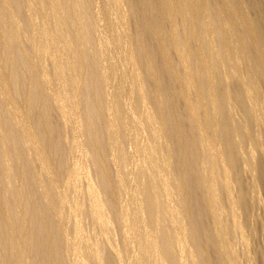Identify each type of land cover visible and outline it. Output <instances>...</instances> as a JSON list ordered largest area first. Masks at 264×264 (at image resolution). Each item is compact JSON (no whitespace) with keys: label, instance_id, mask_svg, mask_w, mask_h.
<instances>
[{"label":"bare ground","instance_id":"1","mask_svg":"<svg viewBox=\"0 0 264 264\" xmlns=\"http://www.w3.org/2000/svg\"><path fill=\"white\" fill-rule=\"evenodd\" d=\"M17 1L5 0V4L15 3L13 8L23 14ZM28 1L31 4L32 0ZM123 1L130 11L127 17L131 15L132 21L128 19L133 23V32L130 29V34L126 28L127 17ZM46 2L48 9L44 11H49L53 26L43 24V27H39L43 43L39 47L37 45L33 54L27 46L25 47L30 52H21L22 45L18 44V37H21L18 35L19 26L12 21L7 7H0V264H87V258L92 260L91 264H122L123 260H120L119 255L122 249L117 250L118 246L115 248L111 244H115V241H111L112 237H109L110 241L108 239L112 217L120 225L119 228L122 226L121 238H124L125 245L130 246L134 264H162L164 259L165 262L166 259L171 262L174 258L170 253L174 250L170 252L169 247L172 246H169V242L173 243L174 240H167L169 236L165 233L164 239L157 242L155 236L147 230V223L155 219L157 203L158 210L160 209L161 203L157 201L160 193L167 200L166 210L173 215L171 216L179 213L175 209L177 205H172L170 200L172 189L169 181L161 176L162 184L161 181L159 184L162 188L158 190L153 182L151 185L146 182L148 186L143 187L141 184L144 183L139 179L146 165L150 168L156 166L153 154L158 145L154 149L150 140L152 138L153 141L157 135L155 121H158L171 142L169 147L172 146V153L168 158L171 151L168 155L165 154V161L167 166L172 167L173 191L175 190L181 204L179 206H182L181 213L184 211L183 217L188 219L190 237L187 240L192 239V244H195L201 264H238L235 259L236 251L231 241L229 242L227 226L237 209L242 213L247 212L250 205L248 191L240 178L238 163L241 156L233 136L238 134L246 139L248 130L243 125L242 128L232 126L227 108L229 99L243 108L245 99L248 95L251 97L252 90L236 75H232V79L236 80L225 89L222 78L217 74L213 76L208 63L212 49L215 48L218 53L223 52L225 41L222 31L230 29L234 22L243 24L245 32L255 42L252 55L256 61L264 63L263 4L259 0H250L254 12L252 17L246 16L242 10L228 11L224 22H220L223 0H97L98 10L95 12L92 8L95 9L96 4L92 6V0ZM189 20H193L191 28L186 26ZM95 28L100 29L96 31H101L99 34L103 33V37L99 36L101 39L97 41H93L91 37V46L88 41ZM37 55L47 56V61L49 58L52 65L50 69L54 70L57 80H60L61 89H52L47 93L42 91V84L37 85L32 77H29L28 84L26 82L29 80L25 82L22 68L27 65L29 68L33 60L36 63L34 57ZM49 65L48 67L51 66ZM178 65L181 69L180 76ZM141 70L148 83L145 92L147 85L144 84L143 88L141 82L146 79L141 74L140 82ZM210 76L216 82L210 83ZM191 77H200L198 84L192 83ZM40 79L49 84L45 74ZM190 95L193 99L188 101ZM202 99L205 101L204 109ZM146 100L152 105V112L147 109L146 114H143L147 125L143 124L148 126L146 129L150 132L148 140L143 133L146 131L142 129L143 120L140 123V116L137 115L136 118L134 114L137 112L133 113L138 106L136 103L144 105ZM54 106L59 114L57 117L67 125L68 122L72 124L71 133L74 131L78 135L82 122V131L86 134V141L84 139V142H80L83 139L81 135L80 141H73V148L67 146L68 143L66 145L69 147L68 151L76 149L73 155L78 157L75 161L72 159L70 167L64 161L67 150L66 147L63 148V143L66 142L56 119H53ZM252 117L255 124L259 125V119L262 121L254 115ZM199 125L209 130V138H202L198 132ZM63 135L67 137L65 132ZM121 136L122 139L126 137L124 142L130 140L127 142L136 154L128 149L127 151H130L132 157L138 154L140 162H135L137 157L132 159L130 153L123 151ZM249 138L248 135L247 139ZM213 142L219 146V150L214 148ZM255 142L253 141L254 144ZM111 152L114 154L111 155ZM88 156L95 166L93 170L98 176L96 179L100 181L99 186L106 196L105 200L101 198L97 184L95 186L89 181L92 179L85 162ZM251 157L253 156L250 154ZM118 158L128 161L126 165L129 164L130 167L126 171L130 170V178L127 179L125 175L127 180L111 166L115 168L120 165ZM255 165L259 171L258 180L264 183V162H256ZM255 165H251V168ZM169 171L171 172L170 169ZM231 171L238 186L236 195L230 193L227 181ZM79 175L89 176V179L86 178L88 181L85 179L87 184L84 191L87 198H84L88 201L85 204H88L87 211L95 224L103 229V235H100L104 239L101 240L109 244L110 255L101 254L102 247L98 245L101 242H89L83 236L79 219H73L71 236L63 228L65 209L78 214V210L82 212L80 203L83 202L69 201L65 192L60 190V182L69 186ZM219 186L225 191L226 201L219 193ZM119 190L120 194L125 193L126 204H118L120 195L116 197V193ZM106 209L112 212L110 221ZM179 220L177 218V222ZM179 235L181 237L177 238V248L179 247L180 255L174 261L178 259L177 264H186L182 253L187 250V237L184 239V232ZM125 245L123 248L127 247ZM69 254L73 256L72 260L68 259ZM172 262L170 264H175Z\"/></svg>","mask_w":264,"mask_h":264},{"label":"rangeland","instance_id":"2","mask_svg":"<svg viewBox=\"0 0 264 264\" xmlns=\"http://www.w3.org/2000/svg\"><path fill=\"white\" fill-rule=\"evenodd\" d=\"M21 1H22V3H20ZM46 1L47 0H32V2L30 4L28 0H26V1L25 0H18L17 2H19L18 3L20 5L19 7L22 8V9L21 8H19V9H20V11L22 13L24 12L23 14H21L20 12H18L17 10H15V8H13L14 7L13 5L15 3L14 4L11 3L12 4V8H11L10 7L11 4L6 6L5 0H0V7H2L4 5L1 9H4V8L7 7L8 12L10 11L9 12L10 17H11V19H13L12 21H14V23L16 24V26H19V27H17V28L20 29V30H18L20 32L18 35L21 36V37H18V44L19 45H22V46H20L21 47V52H23L24 50L25 51L26 50L28 51V48H29L30 51H31V53L33 54V52L36 49L37 45L39 44L38 45V47H39L43 43L42 36H41V33H40L41 32V29L39 27H43V24L44 25H48L49 27H52L53 26V22H51L52 19L48 15L49 11H48V13L46 12L47 9H48L47 2ZM259 1L264 6V0H259ZM35 2H36V4H38V2H39V4L36 5ZM122 3H124V1ZM27 4L29 5L30 8H28V5ZM33 4H35V6ZM92 4H91L92 6H95L94 4H96L95 9H94V7L92 9L94 10V12H95V10L97 11L98 10V8H97L98 7L97 0H95V1L92 0ZM126 5L127 4L124 3L123 7H125V8H123V9H124V11L126 10L125 11V14H126V17H127V13L129 11V9H128V7ZM44 10H46V11H44ZM238 10H242L245 13V15L248 16V17H252L253 14H254V12H253V10H252V8L250 6V0H238V1L237 0H223V2L221 4V18H220V22L221 21L224 22L225 15H226V13L228 11L237 12ZM44 12L47 15V17L44 14ZM15 13H18L17 15H19V13H20L21 16L20 15L17 16ZM129 14H130V11H129ZM129 14H128V16H129ZM48 17H50V18L48 19ZM29 18L30 19L32 18V19L30 20ZM46 18H47V21L49 20L52 24H50L49 21L47 23ZM128 18L131 19V15L129 17H127V21H126L127 24H128V25L126 24L127 32L130 34L131 33L130 32V29H131V31L133 30L132 29L133 28V26H132L133 23L130 22V19H128ZM27 19H28V23L31 22L34 25L31 24V23L28 24L27 23ZM199 19L201 20V17ZM32 20H34V21H32ZM36 21H38V22H36ZM131 21H132V19H131ZM197 21H198V19H197ZM23 23H24V25H23ZM192 25H193V20H189V22L186 23V26L188 28H191ZM22 27L24 28V30H23ZM96 29L97 28L93 29L91 31L92 34H90V40L88 41V43L91 42V44H90L91 46H92V42L93 41L100 40L101 38H99V36L101 37V35L103 34V33L102 34H99V33H101V31L98 32V31H96ZM97 30H100V29H97ZM33 31H34L35 35H34ZM96 32H98L99 35ZM222 36H223V39L225 41V47L223 49V52L218 53L215 48L210 51V56H209L210 57V61L208 63V66L211 67V72L213 73V76L215 74H217L218 77L220 76L222 78L224 88L227 89L228 86L231 85L230 83H232L233 81L236 80L234 78H233L234 80L232 79V75L233 76L236 75L237 77L241 78L244 81V84H245V86L248 89H251L252 90V92L250 94L251 97H249V95L246 97V99H245V106L243 108L242 107L240 108V106L238 104L236 105L234 102L232 103V101L230 99L228 100V104H229L228 106L229 107L227 108V115L231 119L230 121H232V123H231L232 126L234 128L237 127V126H238L237 128H239L241 126L240 128H242V125H243V127H245L246 131L248 130V133H246V137H245L246 139L241 138V136H239L238 134H235L236 136L234 135L233 137H234V142L236 143L235 145L237 147H239L238 150H239V153H240V156H241L240 157L241 160H239V163H238V165H240V166H238V168L240 167L239 168V173L241 174V175L240 174L239 175L241 176L240 178H241V180H242V182L244 184V187L248 191V197H249L248 198V205H250L248 207V211L249 212L247 211V212H243L242 213L240 210L237 209V211L234 214V218L231 217V220L230 221L228 220L229 218L227 219L229 221V224H228V221H227V224H228V226H227V229L228 230L227 231L230 234V235L228 234V236L230 238L229 242L231 241L230 243L233 245V247H234V249L236 251L235 259L237 260V263L238 264H264V183H262L261 181L258 180L259 171L257 170V166L255 165L256 162H260V161L261 162H264V158H263L264 157V77H263L264 63L261 64L259 61H256L257 59L254 58V55H252V52H253V49H254V46H255V42L253 41L252 37L245 32L244 26H243L242 23L234 22L231 25V28L230 29L223 30L222 31ZM40 37H41V39H40ZM91 37L94 39L93 41L91 40L92 39ZM96 37H98V38H96ZM102 37H103V35H102ZM20 38H21V40H20ZM10 41H9V44H10ZM30 41H32L33 43L35 42V43L34 44H31L32 42H30ZM13 42H15V41H13ZM10 45H12V41H11V44ZM25 46H27L28 48H26ZM32 46H34V47H32ZM27 51L25 53L30 52V51H28V52ZM10 56H11V54H10ZM34 58L37 61L36 63L33 60V64H30L29 68H27L28 65L26 67H23L22 68V71H23L22 72V74H23L22 76L25 78V82L29 80L28 82H26L28 84L30 82V78L32 77V79H34V82L37 83V85L38 84H42L41 86L43 87V89H42V87H40V86L39 87L42 89L43 92L45 91L47 93H49L52 89H54V90L61 89V82H60V80L59 79L57 80V76L54 73V70L50 69L52 67V65H51V61L49 60V58H48V61H47V56L37 55ZM48 64H50L51 66L49 65L50 67H48ZM101 65L102 64H100V66ZM30 68H31V70H30ZM177 68H178L177 69L178 70V74L180 76L181 75V69H180L179 65L177 66ZM142 72L143 71L141 70L140 71V82L142 80V75H141V74H143ZM43 74H45V76L47 77L46 80H48L47 82H49V84L48 83L47 84L44 83L45 81L42 82V80L40 79ZM36 76L38 77L39 80H37V77ZM35 77H36V79H35ZM143 77H145L143 79H146V75H144ZM181 77H182L181 78V80H182L183 79V75ZM199 78L200 77H193V78L191 77L190 78V81H192V83H194V84H198ZM144 81H145V83H144ZM144 81L142 80L141 84H142V86L144 84L147 85L146 86L147 88L145 87V85L143 86V88L145 87V89H144V92H145V90L148 89V83H147V79L144 80ZM209 82L210 83L211 82L214 83V82H216V79H214V77L210 76ZM59 84H60V86H59ZM192 99H193L192 98V95H190L189 98H188V101H191ZM0 100H1V98H0ZM204 103H205V101H204V99H202L201 105H202V108L203 109H204ZM136 105H138V106L136 107V110H133L134 111L133 113H136L137 112V114H134L135 117L138 118V116H140L139 117L140 123L143 120L142 125H144V124H146V122H145V115H143V114H146L147 111L152 112V105L147 100H146V103L144 105H141V104L139 105L137 103H136ZM55 108L56 107L54 106L53 110ZM145 110H147V111H145ZM186 110L188 111V107L186 108ZM53 113L55 114L53 116V119H56L55 121L58 123L59 128L61 129L60 131H61L62 137H64V141L66 142V144L63 143L64 144L63 145L64 146L63 148L66 147L65 150H67V149L69 150V147L67 148V146H69V145L73 148V145L72 144H74L76 142V140H79V139L81 140L83 138L81 141L80 140L79 141L80 142H84V139L86 141V134L82 131L83 130V128H82L83 127V123L82 122L80 123V125H81V128H80L81 130L80 131H81L82 134H80V131H79V133L77 135V134H75L76 132H74V131H73L74 133L73 132L71 133V130H73V128L71 129V125H72L71 123L68 122V125L71 124L70 126H68L67 123L64 122V121H62L60 117H57L59 114H57L58 112H57L56 109L53 111ZM252 115H254L255 117H257L258 119L259 118L262 119L261 122H260V119H259V125L257 123L255 124V120L252 119L253 118ZM64 123H66L67 126L64 125ZM154 126L157 129V135L154 138V139H156L155 141H157V143H153V142H155L154 139L152 141V138H150V135H148L150 133L147 130L148 128L146 129V127H148V126L145 127V125H144V126H142V129L143 130H146L145 132L143 131V133L146 134L145 138H147V140H148V137L150 138V140L152 142V145H154L153 146L154 149L158 145V147L156 148V150H158V151L154 150V154H153V157H154L153 159H155V165L156 166H155V168H150V166L146 165V168H148V169H146L144 167V169L142 171V175L141 174H140L141 176L139 175L140 176L139 179H140V181L142 183H144V184H141V185H143V187L148 186L150 183L152 184V182H153V184L155 185V187L157 185L156 188L158 190H161V188H162V186H161V184H162L161 178L164 177L165 179H167L169 181V184H170V187H171L170 189H172L171 192H170V195H171L170 196V200L172 202V205H174L175 207L177 205V207L175 209H177L179 211V213H177L175 215L176 217L175 216L172 217L173 215L170 214V212L168 210H166V209H168L167 208V200L165 199V196L162 193H160V195H158L159 199H157V201L159 200V202L161 203V205L159 203L161 210L160 209L158 210L159 207H158V203H157V208L155 209L156 211H154V218H155L153 220L154 222L152 221V222H148L147 223V226H148L147 227V230L150 233H152L153 236H155V240H157V242H158V240H160L161 238H163V236L165 235V233H166V236H169V237H167V240H168V238H169V241L174 240V241H172L173 243L169 242L170 243L169 246H172V247H169V249H171L170 252H172L174 250L170 254H172V256H173L172 258L175 259V257L179 258V255H180L179 247L177 248V246H178V244H177V238L180 236L179 233H181V235H183V232H184V239L187 237L185 240H187L188 237H190L189 230L187 228L188 227V225H187L188 224V222H187L188 219L186 218V216L183 217V215H184L183 212L184 211L181 213V211L183 209L181 208L182 206H179L181 204H180V202L178 200V197H177V195L175 193V190L173 191L174 188L172 186V182H173L172 181V177H174L172 175L174 173H173V171L171 169L172 167L170 165H168L170 167L169 168L167 166V164H166V161H165V157H166L165 154L168 155V153L172 149V146L169 147L171 142L169 141V139H168L165 131L161 128V126L158 123V121L157 122L155 121ZM143 127H145V129ZM64 132L66 133L67 137H65V135H63ZM198 132L202 135V138H204V139L205 138H209L210 132H209L208 129H206V128H204V127H202V126L199 125ZM72 134H73V136H72ZM84 134H85V136H84ZM247 134L250 137L249 139H247L248 138V135ZM251 134L253 135V137H251ZM76 135L79 136L80 138L76 137ZM81 135H82V138H81ZM157 136H158V138H157ZM65 138H66L67 141L65 140ZM125 138L126 137H124L122 139V136L120 138L121 139L120 140L121 141V144L123 142V144H122L123 145L122 146V149L124 148L123 151L125 152V150H126V152L129 154L130 151L128 152L127 151V149H128V150H131L132 153H135L136 154V152H134L132 150L133 148H131L132 147V146H130L131 144L128 143V142H130V140H127L126 139L128 142L127 141L124 142L125 141ZM253 138H255L257 140L258 143L255 142V139L253 140L255 142V144H258L257 146L253 143V141H252ZM240 140H242L241 141L242 143L240 142ZM73 141H74V143H73ZM158 142H159V144H158ZM67 143H68V145H67ZM213 146H214V148L216 150H219V146L217 144H215V142H213ZM72 148L70 149V151L67 150V152L65 153L66 156L64 155V161L66 163V166L68 164L69 167L71 165V161H73V160L75 161L78 158V157L75 158V156H77V155H75V156L73 155V154H75L76 149H75V151L73 150V152H71L72 151ZM258 148L260 150H258ZM164 151H167V152L164 153ZM112 153L113 152H111L110 154L112 155ZM114 153H115V155H117L116 151H114ZM171 153H172V151L169 153V155L167 156V158L170 157V154ZM76 154H78V153L76 152ZM250 154L253 157L250 158ZM69 155H70V157H69ZM137 155L136 156L133 155L134 157H132V154H131L129 156H131V158L133 159V158L137 157ZM88 158H87L88 159V162H87V159H85L86 160L85 162L87 164L91 161L89 156H88ZM167 158H166V160H167ZM119 159L120 158H118V160ZM136 159H135L136 160L135 162L139 161L140 160V157L138 156ZM122 161L125 164L122 165V163H123ZM122 161H121V159L119 160V164L120 165L118 167H115L116 169L114 168L113 165H111V166L113 167L114 171H116L117 173L120 172L119 173L120 175L122 173V175L124 176V179L127 180V179L130 178V176H129L130 175L129 174L130 172H128L130 170H128V171H126V170L129 169L130 166H129V164L126 165L128 163V161L125 160V158L122 159ZM120 162H122V163H120ZM91 163L92 162H90L88 165L86 164L87 170L89 169L88 170L89 171L88 175L90 176V179H92V180H89V181L92 182V183H94L95 186L97 184L96 188L99 189L98 191H99V194L101 193V198L105 200L106 196L104 195V192L101 191L100 186H99L100 181H99V179H96V178H98V176L96 177V173L94 172L95 170H93V169H95V166L93 164H91ZM164 163H165V166H164ZM252 163H254V164H252ZM251 165L252 166L255 165L256 167L254 166L255 168L253 167L254 168L253 169V168H251L252 167ZM120 166H121V168H125V169H121ZM166 166H167L168 170H167ZM117 168L119 169V171H117ZM113 169L111 171L113 173H115L113 171ZM149 169H151V170H149ZM169 169L171 170L172 173L169 171ZM121 170H124V171H121ZM144 171H145V173H143ZM216 171H217V176H219L220 174H219L218 170H216ZM88 175H87V177L89 179V176ZM125 175H126L127 179H126ZM82 177H83V179H82ZM84 177H85L84 175L81 176V177H80V175L79 176H76V178L74 179V181L69 186H67L65 184H62L63 182H60V190L63 191V193L65 192L64 194L66 195L67 199H69V201L71 200L72 203L73 202H77V203L83 202V204L80 203L81 204V207H82V208H80V210L82 212H79V210H78L77 211L78 214L70 213V211L68 209H65V214H66L65 216L66 217H65L64 222H63V226H65V227H63V228L65 229L66 233L68 234V232H69L68 235L71 236L72 233H73V229H72L73 227L72 226H74V220L73 219H75V218L77 220L79 219L80 221L79 220L78 221H79V223H81L80 224V227H82L81 230H82L83 236L85 235L84 237L85 238L87 237L88 240H89V242H93V241L94 242H98V243L101 242L100 243L101 245L98 244L100 247H102L101 248L102 250L100 249L101 250V254L103 256H106V254H109L110 255L109 252H111V249L108 246L109 244H107V243L105 244V241L101 240V238L104 239V236L102 237V235H103V229L97 223L95 224V221H93V218H91L90 213L87 211V209H88V206L87 205L88 204H85V203H88V201L86 199L87 198L86 192L84 191L85 186L87 184V182H85V179L87 177H85V178ZM158 177H160V179H158ZM146 178L148 180L151 178L150 179L151 181L150 180L149 181L148 180L146 181L145 180ZM88 179H86V180L88 181ZM93 179H94V181H93ZM159 181H161L160 182L161 184H159ZM227 181L229 182L230 193L232 195H236L237 194V191H238V186H237V183H236V180H235V177H234L232 171H231V174L230 173L228 174ZM146 182L147 183L149 182L148 185L146 184ZM63 185L64 186H67V187H64ZM220 186L222 187V185H220ZM221 187L219 188V190L221 191V192L219 191V193H220L221 196H223L222 198H224V201H226V197H225L226 195L224 194L225 191L223 189L221 190ZM119 192H121V191L119 190L116 193V197H118L120 195L118 197V200H117L118 204H120V205L126 204L127 198L125 197L126 196L125 193L123 194V192H122L120 194ZM84 196L86 198H84ZM119 200H121V201H119ZM85 201H87V202H85ZM249 201H250V204H249ZM71 202L69 204H72ZM83 205L85 206V208H83L84 207ZM86 206H87V208H86ZM225 206H226V208H228V206L226 205V202H225ZM179 207L181 209H179ZM163 209H165V210H163ZM109 211L110 210L108 209L106 211V213L108 214ZM71 214L73 215L74 218L72 217ZM79 214H81L82 216L79 215ZM110 214H112V212H109V214H108L109 215L108 216L109 217V221L111 220ZM172 218H175V220H173ZM177 218H178V220L180 218V220L178 222H177ZM67 219H68V221H67ZM160 219H162V220H160ZM112 220H114L113 217H112ZM112 220L110 221V227H111V229H110V232H109L110 236L108 234V239L110 241V238L109 237H112L111 238V241H115V244L116 245L114 243H111V242L110 243L112 245H114L115 248L118 246L119 248L117 247L116 248L117 250H121L122 249V252L119 253V255H121L120 256L121 257L120 260H123V261H121L122 264H134V261L131 260V259H133V256H132V253L133 252L130 254V252L132 251L131 249L129 250L130 246L129 245H125L126 243L123 241L124 238L123 239L121 238V236L123 237V235H121V234H123L122 233L123 231H121L122 230V226L120 227L121 228L120 229L119 228L120 225L117 222H115V220L114 221H112ZM113 222H115V224ZM113 224H114V226H113ZM182 224H183V226H182ZM238 224H239V226H238ZM90 225H91V227H90ZM184 225L186 227H184ZM180 229L181 230L183 229V231H181ZM179 230H180V232H179ZM184 230H186V232L188 230V232H187L188 236H187V234H185V231ZM160 231H162V232H160ZM100 234H102V235H100ZM99 237H100V239H99ZM121 239H122V241H121ZM191 240L192 239L185 241V247H186L187 250H185L183 253H185L186 255L182 253L183 258L185 260V263L186 264H201L202 262L200 260V256H198V253L196 252L197 251L196 250L197 248L195 249V247H194L195 244H192V241ZM122 242H124V243L122 244ZM119 245L120 246L123 245V246L120 247ZM124 245H125V247L127 246L128 248L127 247L126 248H123ZM76 255L77 254H75V256ZM71 256L72 255L69 254L68 259L70 258L72 260L73 256L72 257ZM174 259L172 261H174ZM176 260L174 262H172V261L171 262L177 264L176 262H179V261H178V259H176ZM87 261H89V263L87 262V264H91V261L92 260H89L87 258ZM162 262H163L162 264H170L171 263L170 261H167V259H166V262H165V259ZM167 262H169V263H167Z\"/></svg>","mask_w":264,"mask_h":264}]
</instances>
